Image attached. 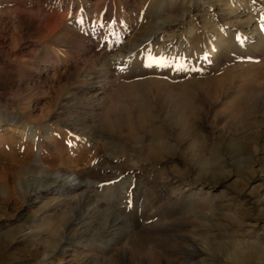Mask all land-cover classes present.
Returning a JSON list of instances; mask_svg holds the SVG:
<instances>
[{
  "label": "rangeland",
  "instance_id": "obj_1",
  "mask_svg": "<svg viewBox=\"0 0 264 264\" xmlns=\"http://www.w3.org/2000/svg\"><path fill=\"white\" fill-rule=\"evenodd\" d=\"M60 1L63 3L59 4ZM70 1L0 0V122L2 118L11 120L14 112L20 117L23 115L30 124L55 129L69 148L62 154L55 153L56 156L49 157L40 168L33 169L35 160L21 150V127H15L11 125L12 121H8L5 126L11 133L7 134L8 131L0 128V138L15 135V141L10 145L6 142L0 144V264H24L25 260L32 258L33 264H47L51 260V264L64 263L60 254L63 252L64 237L69 233L65 228L72 223L70 229L81 230L77 221H74L79 196H59L50 191L45 199L35 202L36 193L44 188L38 179L44 174L54 175L59 166L69 167L72 161L85 167L86 163L90 165L95 162L94 158L96 160L101 156L94 148H89V152L78 149L77 144L82 137L68 130L66 125L70 119L84 114V109L67 110L69 103L66 102V97L71 94L74 85L84 81L81 71L88 72L97 66L94 65L97 56L103 55L109 59L114 69L119 66L118 62L111 61V56L119 51H126L127 47L122 49L121 45L138 32L139 26L138 22L129 26L126 17L129 15L133 19L135 9L144 8V0H72L69 3ZM72 3L75 5L74 13ZM81 7L88 9L84 14L92 25L96 24L92 39L71 22V16ZM54 12L61 15V18L56 19L59 29L52 35H47L40 29L39 18L49 17ZM209 13L219 16V7L210 6ZM197 28L199 37L204 41L206 27L199 21ZM114 42H118V46L113 52L109 49ZM190 47L193 53L189 58L193 62L199 58V54L195 47ZM43 54L48 57L44 59ZM43 61L48 69L54 61H57L58 66L49 73H39ZM102 62H106V59ZM228 62V67L215 72L186 77L178 80L177 84L170 83L169 91L182 99V107L176 114L170 111L160 112L159 107L152 109L142 103L132 108L134 104L131 103L129 106L126 104V114L119 120L114 117L121 104L118 101L120 93L115 92L116 87L105 93L89 92L83 99L92 105L88 115L93 114L91 108L95 105H103L100 129L105 134L101 133L96 139L105 148H113L117 152L114 153L115 160L107 164L110 169H107L104 176L111 178L105 181L107 184L130 175L139 178L149 174L153 181L150 183L152 188H157L158 191L159 186L165 183L169 187L168 193L172 194L170 187L176 179L183 180L184 188L188 184L191 189L203 187L205 190L211 186L205 179L208 178L210 182L218 181L210 197H213L214 192L217 196L222 190L228 191L233 198L222 203H227L228 208L230 207L227 208L229 215L236 211L237 216L245 217L251 224L239 226L231 215H224V210L218 212L220 215L216 214L217 222L208 228L210 234L206 236L214 237L217 234L227 237L221 239L217 236V240H214L217 242L213 246L215 264H264V110L252 113L247 108L252 86L256 83L264 86V59L253 63L235 62L230 58ZM166 68L182 73V68L173 63H167ZM118 78L120 79L119 76ZM190 83H194L192 85L197 86V91L202 92L199 96L200 108L186 92V85ZM238 85H242V88L229 102ZM133 95L137 96V93H132L128 98L133 100L136 98ZM80 98L82 96L79 95L76 100ZM209 101H213V106ZM223 114L227 120L220 122L219 118ZM41 133L45 134L44 131ZM222 133L228 134L231 141L224 140ZM106 134L113 135L115 139L108 138ZM215 140L220 144L221 163H218L213 154L211 142ZM59 156L63 158L62 161H59ZM210 168L212 170L208 175L206 169ZM226 176L228 181L222 182ZM136 178L129 188L132 195L130 200L134 196L131 190L137 185ZM101 193L96 189L93 191L94 195L98 194L95 195L98 199H103ZM199 195L196 196L197 201ZM154 196L151 199L158 200ZM163 202L165 203L162 204ZM163 202L159 203L160 207H165L169 200L165 199ZM107 203L108 200L105 199L102 204L110 205ZM213 204L198 208L197 211L201 210L200 213L203 214L207 208L216 209V203ZM195 214L191 216L190 212L186 213L192 219L198 216L199 211ZM166 222L176 224L174 218ZM245 230L251 241L256 243L254 247H242L234 240L233 236H242L243 233L240 232ZM173 244L164 240L157 244L158 247L146 244L141 248L133 241H126L117 244L108 253L97 250L87 253L78 248L71 255L70 264H187L182 261L179 252L183 250L182 244ZM201 247L209 253L210 247L206 242H201ZM166 250L171 253H165ZM122 251L127 252L126 261L121 256ZM94 253L102 256L97 258L92 255ZM198 259L200 261L201 257H195L196 261Z\"/></svg>",
  "mask_w": 264,
  "mask_h": 264
},
{
  "label": "bare ground",
  "instance_id": "obj_2",
  "mask_svg": "<svg viewBox=\"0 0 264 264\" xmlns=\"http://www.w3.org/2000/svg\"><path fill=\"white\" fill-rule=\"evenodd\" d=\"M204 1L144 0V8L135 9V18L131 19L129 15L126 17L129 26H134L138 22V32L126 39V43L121 45L122 49L127 47L126 51H119L115 54L113 53L114 56H111L113 57L111 61L119 63V66L115 67L116 71L109 59L103 55L97 56L94 60V65L97 64V66L88 72L81 71V78H84V81L82 80L81 84L74 85L72 92L70 91L71 94L66 97V102L69 103L68 105L66 104L67 110H79L80 108L83 111L84 109V114H79L76 118L70 119L69 124L66 125L68 130L75 133V135L78 133L82 137L83 140L81 139L77 144L78 149L86 151L89 148H94L98 151L95 152L101 156L96 160L94 158L95 162L90 165L86 163L85 167L78 166L77 161H72L69 167L59 166L54 175H50V173L44 174L38 179L44 188L40 187L41 190L36 193L35 202L45 199L50 191L57 193L59 196L64 195L67 197L74 194L79 196L78 206L76 209L74 208V221H77L75 223L79 224L78 228L81 227V230H73L72 227L70 229L72 223L65 228L67 231L69 230V233L66 234L64 240L62 239L63 252L60 255L63 257V264H70L71 255L78 248L85 250L87 253L95 250L101 253H108L115 249L117 244L126 241H133L142 248L146 244L158 247L157 244L164 240L174 243L173 246L182 244L183 250L181 249L179 252L182 256V261L187 264H215L213 257L215 248L213 246L217 242L214 240H217L220 236L217 234L214 237L213 235L211 237L206 235L210 234L208 228L214 226V223L217 222L216 214L224 210V215H231L239 226L245 227L251 224V221L245 217L237 216L236 211L229 215L228 204L222 203V201L225 202L233 198L228 191L222 190L218 192L217 196L214 192L213 197H210L218 181L210 182L208 178L205 181L211 186L207 190L203 189V187L191 189L188 184L184 188L182 187L183 180L181 178L176 179L170 187L172 194L168 193L169 187L165 183H162L163 185L159 186L160 188L158 187V191L156 190L157 188H152L150 183L153 181L149 174L139 178L130 175L118 182L107 184L105 181L111 179L104 176L107 173V169H110L107 164L115 160L114 157L116 156L114 153L117 152L113 148H105L102 142L96 139L103 133L100 129L103 105L94 104L95 106L91 108L93 114L88 115L87 113L90 112L89 107L92 105L86 103L87 100H84V96L89 92L99 93V91H102L101 93H105L116 87L115 92L120 93V98L117 97V99H120L118 101L121 104L114 117L119 120L124 118L126 114V104L129 106L131 103L134 104L132 108L142 103V105L145 104V106L152 109L159 107L160 112L170 111L176 114L182 107V99L177 94L169 91L170 83L176 82L177 84L178 80L181 81V79L183 80L186 77L201 76L228 67L230 58L235 62L238 60L253 63L264 59V1ZM62 3V1L59 2V4ZM74 6L73 4V13L75 11ZM210 6L219 7V16L209 13ZM84 11H88V9L81 7L70 19L77 28H80L88 38L92 39L94 38L96 24L92 25L90 23ZM60 16L58 12H54L49 17L41 16L39 18L41 31L47 35L55 33L59 29L56 19ZM199 21L206 27L204 41L199 37L197 28ZM91 26L94 28L90 29ZM70 43H72V40ZM117 46L118 42L111 43L109 50L114 52ZM190 46L195 47L196 52L199 54V58L193 62L189 58L190 54L193 53ZM45 53L47 54L48 51ZM45 56L43 54L44 59L48 57ZM103 59H106V62L103 63ZM45 63V61L41 63L39 73L54 71L57 65V61H54L50 65V69H48ZM167 63L178 65L182 68V73L170 69L171 67L167 69ZM192 84L195 85L194 83ZM192 84L186 85L185 89L190 99L195 101L200 108L199 96L202 92H198L197 86L195 87ZM181 86L184 87L183 84ZM241 88L242 85H238L235 93H232L233 96L229 102L235 98ZM132 93H137V96L135 95L136 98L133 100L129 99V95ZM79 95L82 98L76 100ZM95 95L92 97L94 98ZM209 102L213 106V101ZM247 108L252 113L264 110V86L261 83H256L252 86L251 94L247 101ZM4 110H2V113H4ZM5 112L7 111L5 110ZM11 117V120L2 118L0 128L2 131H8L7 134L11 133V130L5 126L8 121H12L11 125L15 127H21V150L26 156L35 160L36 164L33 165V169L40 168L42 163L46 162L49 157H52V155L56 156L55 153L62 154L64 150L69 149L68 145L63 142V137L60 138L55 129L49 126L30 124L26 117L23 115L20 117L15 112L12 113ZM225 120H227L226 115H221L219 121L224 122ZM41 131H44L45 134L42 135ZM52 132L57 134H51ZM84 135L88 136V138H85ZM14 136L12 135L10 138L1 136L0 144L6 142L10 145L15 141ZM106 136L111 139L114 138L112 137L113 135L106 134ZM222 138L231 141V137L228 134L226 135V133L222 135ZM211 146L216 160L221 163L220 144L215 140L211 142ZM62 159L60 157L59 161H62ZM211 170L212 168L206 169L208 175ZM164 177L166 178V176ZM134 178L137 179V185L131 190L134 196L130 200L129 197L132 195L129 192V188L133 186ZM227 178V176L224 177L222 182H227ZM102 181L103 183H101ZM124 185H126L125 189ZM95 189L103 193L102 200L96 197L99 193L95 194L96 196L93 194ZM189 190L190 192H186ZM153 195L158 200H152ZM197 195L200 196L198 201L196 200ZM105 199L108 200L107 204L110 205L105 206V203V205L102 204ZM165 199L169 200V203L165 207H160L159 203H162ZM211 203H216L217 208H207L208 210L203 212V214H201V210H198V216L193 215L196 217L193 219L187 217L186 213L190 212L192 216L193 213L198 212V208H204ZM173 218L175 219V225L166 224V221H170ZM246 232L247 230L240 232L243 233L242 236H233L234 240L242 247H254L256 243L251 241V237ZM226 237L220 238L224 239ZM204 239L207 240L204 241ZM201 242H206L209 245V253L202 249ZM221 244L224 243L222 242ZM165 253L171 252L166 250ZM92 255L97 258L102 256L99 253ZM121 256L126 261L127 252L122 251ZM197 256L201 257L200 261L199 259L198 261L195 260ZM32 261L33 258L27 259L24 264H33ZM51 263H53V260L47 264Z\"/></svg>",
  "mask_w": 264,
  "mask_h": 264
}]
</instances>
